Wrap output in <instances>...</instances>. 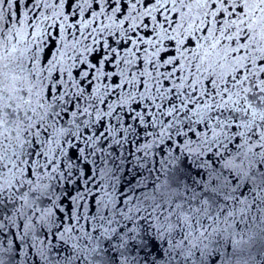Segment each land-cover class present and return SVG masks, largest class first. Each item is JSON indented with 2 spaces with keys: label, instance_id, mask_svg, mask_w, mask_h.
<instances>
[{
  "label": "clouds",
  "instance_id": "clouds-1",
  "mask_svg": "<svg viewBox=\"0 0 264 264\" xmlns=\"http://www.w3.org/2000/svg\"><path fill=\"white\" fill-rule=\"evenodd\" d=\"M18 3L0 0V264H264V0Z\"/></svg>",
  "mask_w": 264,
  "mask_h": 264
},
{
  "label": "snow or ice",
  "instance_id": "snow-or-ice-1",
  "mask_svg": "<svg viewBox=\"0 0 264 264\" xmlns=\"http://www.w3.org/2000/svg\"><path fill=\"white\" fill-rule=\"evenodd\" d=\"M155 2H156V0H144V7H145V8H150ZM15 7H16L17 14H19V3H18V0H17V4L15 5ZM94 7L99 8V5H95ZM113 7H114V6H113ZM128 7H129V5H127V4H122V5H121V8H122L123 11H126V10L128 9ZM212 7H213V8H216V4H213ZM166 9H167V5H165L163 8H160V9L158 10L157 14H156V17H155L156 22L159 23V24L161 25V27H169V24H168V17H167V15H166ZM225 15H226V13H225L224 11H220L219 14H218V18H219L220 20H223V18H224ZM175 20H176V16L174 15V16L172 17V21L175 22ZM151 22H152V17H150V16H149V17H146V18L144 19V21H143V23H144L145 25H149V24H151ZM125 26H127V25H125ZM169 30H171L170 27H169ZM205 31H207V29H205ZM142 35H143L144 37H146V38H148V37H152V36H153V32H152L151 30H147V29H146V30L142 33ZM133 36H135V33H133ZM112 43H113V42L110 40V41H109V44L111 45ZM167 43L169 44L170 47L174 48L176 42H175L174 39H172V40H169ZM193 44H194V41L191 39V37H189V38L187 39L186 46H191V45H193ZM131 45H132V41H131V40H129V41H127V42L121 41V42H120V48L117 49V51L127 49V48H128L129 46H131ZM142 47H143V46H142ZM103 54H104V52H103V45H101V56H94V57H93V63H95L97 67H98L99 64H100V61H101V59H102ZM172 55H175V52H174V51H166V52L161 56V59H164V58H166L167 56H172ZM116 58H117V54H116V52H114V53L112 54V56L108 58L107 62H106L105 65H104V67H105V71H106V72H108V71H113V70H114V69L111 67V64H112L113 61L116 60ZM141 63H143V62L141 61ZM177 63H179L178 60H177ZM261 63L264 64V61H261ZM76 75L79 76V72H76ZM261 75H262V77H264V73H262ZM89 78H91V73L89 74ZM104 79L107 80V76H105ZM81 83H83V81H81ZM112 83H113V84H118V83H119V76H118V75H114V76L112 77ZM167 83H168V82H166V85H167ZM88 88H89V90H91L92 85L89 84V85H88ZM51 94H52V93H51V88H49L48 95L51 96ZM72 107L75 108V105H73ZM136 107L138 108L139 105H136ZM65 115H67V113H66ZM101 126L103 127V121H101ZM85 130L87 131V129H85ZM233 130H235V127L233 128ZM97 135H99V132H97ZM193 135H194V134H193ZM85 167H87V166H85ZM28 174H29V175L32 174V173H31V169L29 170V173H28ZM69 194H71V193H69ZM93 199H95V198H93Z\"/></svg>",
  "mask_w": 264,
  "mask_h": 264
}]
</instances>
